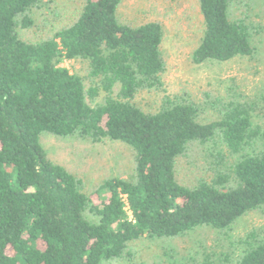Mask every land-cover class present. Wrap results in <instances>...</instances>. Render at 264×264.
<instances>
[{
	"label": "trees",
	"instance_id": "1",
	"mask_svg": "<svg viewBox=\"0 0 264 264\" xmlns=\"http://www.w3.org/2000/svg\"><path fill=\"white\" fill-rule=\"evenodd\" d=\"M122 1L84 0L73 23L32 42L20 31L34 25V10L46 1L0 0V264H104L129 256L144 236L229 229L264 207V121L254 120L249 103L210 92L219 112L207 121L199 104L180 96L141 107V92L164 85V31L158 21L121 22ZM198 4L196 63L253 56L250 26L231 17L234 0ZM77 58L89 60L97 84L86 88L61 65ZM261 101L264 110V92ZM44 133L122 142L134 152L135 174L85 192L49 157ZM207 144L217 149L213 174L182 183L179 159ZM241 241L236 264H264V229ZM192 264L222 263L207 253Z\"/></svg>",
	"mask_w": 264,
	"mask_h": 264
},
{
	"label": "rangeland",
	"instance_id": "2",
	"mask_svg": "<svg viewBox=\"0 0 264 264\" xmlns=\"http://www.w3.org/2000/svg\"><path fill=\"white\" fill-rule=\"evenodd\" d=\"M45 1L34 10V25L20 31L24 39L37 42L52 36L73 23L84 5V0ZM230 14L232 19H241L250 26L253 56L196 63L193 52L203 29L198 0H123L118 10L121 22L137 26L158 21L164 31L162 48L167 63L164 85L155 91L141 92L136 102L146 110H154L163 101L164 94L180 96L199 104L200 119L207 121L219 112L207 100L206 94L210 92L222 99L235 97L249 103L254 120L262 123L264 0H234ZM61 65L81 76L86 88L98 83L91 74L88 59H65ZM41 142L52 160L83 181L85 192L97 190L110 178L131 179L135 174L134 152L122 142L96 143L78 136L58 137L48 133L41 135ZM216 154L213 144L193 146L190 154L178 161L179 180L194 185L201 179H209ZM253 229H264V207L243 215L229 229L202 226L175 238L144 236L131 245L129 256L104 264H192L207 253L220 259L222 264H236L243 247L241 240Z\"/></svg>",
	"mask_w": 264,
	"mask_h": 264
}]
</instances>
